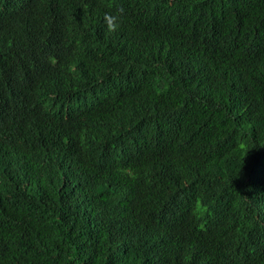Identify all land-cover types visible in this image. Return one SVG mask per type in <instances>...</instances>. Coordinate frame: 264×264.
Segmentation results:
<instances>
[{
    "label": "trees",
    "instance_id": "trees-1",
    "mask_svg": "<svg viewBox=\"0 0 264 264\" xmlns=\"http://www.w3.org/2000/svg\"><path fill=\"white\" fill-rule=\"evenodd\" d=\"M0 264H264V0H0Z\"/></svg>",
    "mask_w": 264,
    "mask_h": 264
},
{
    "label": "clouds",
    "instance_id": "clouds-1",
    "mask_svg": "<svg viewBox=\"0 0 264 264\" xmlns=\"http://www.w3.org/2000/svg\"><path fill=\"white\" fill-rule=\"evenodd\" d=\"M113 20H114V18H109V20H108L110 29H114L115 28V24L113 23Z\"/></svg>",
    "mask_w": 264,
    "mask_h": 264
}]
</instances>
